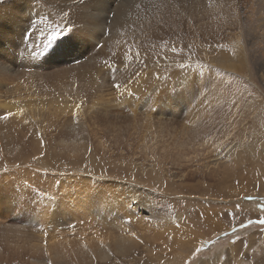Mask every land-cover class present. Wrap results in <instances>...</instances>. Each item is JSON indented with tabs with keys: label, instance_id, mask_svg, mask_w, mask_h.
<instances>
[{
	"label": "rangeland",
	"instance_id": "rangeland-1",
	"mask_svg": "<svg viewBox=\"0 0 264 264\" xmlns=\"http://www.w3.org/2000/svg\"><path fill=\"white\" fill-rule=\"evenodd\" d=\"M110 1L114 7L115 0ZM26 5L30 14L39 8L31 0ZM150 6L152 10L140 11L137 30L117 39L121 58L102 42H91L71 57L64 52V41L97 40L69 26L55 39L27 40L37 41L24 46L26 52L34 51L33 60L50 62L38 68L16 64L23 57L18 51L19 11L0 12V99L7 105L0 106V264H51L63 250L64 244H55L58 240H67L79 257L92 254V262L108 263L114 254L127 261L128 254L118 251H110L108 257L98 241H124L125 231L137 237L134 250L142 246L140 255L132 256L131 251L129 264H202L208 259L213 264H264V225L258 222L264 220V212L253 215V209L236 207L264 198V0H180L178 9L174 0H161ZM147 36H154L153 41H140ZM190 41L193 48L185 45ZM131 57L132 67L144 68V75L136 81L137 67L135 72L131 67L132 83L121 84L129 68L116 66ZM88 58L92 70L107 78L103 87L81 80ZM184 64H197L198 70L180 73L177 67L185 69ZM15 87L22 94L39 95L18 98ZM126 87L129 90L122 91ZM15 101L30 104L8 105ZM31 102H39V108L40 102L50 103L51 112L40 113ZM191 129L196 138L185 133ZM217 159L220 166L214 165ZM158 166L164 168L162 182L142 176ZM137 167L141 170L136 172ZM205 171L212 172L205 177ZM165 174L173 176V186L167 185ZM87 180L97 194L89 193ZM143 187L161 196L166 204L162 216L167 219L131 206ZM250 189L256 194H248ZM94 196L115 205V198L129 200L121 205L129 213L116 210L128 218L120 221L122 229L121 218L83 211L95 206ZM25 197L28 207L42 206L44 198L51 211L68 202L81 214L65 229L51 231L54 216L45 214L50 222L41 225L33 222L39 214L32 208L17 229L7 228L15 223L9 211L26 210L18 205L5 210L4 203ZM55 199L60 200L56 207ZM192 243L195 250L188 248Z\"/></svg>",
	"mask_w": 264,
	"mask_h": 264
},
{
	"label": "bare ground",
	"instance_id": "bare-ground-1",
	"mask_svg": "<svg viewBox=\"0 0 264 264\" xmlns=\"http://www.w3.org/2000/svg\"><path fill=\"white\" fill-rule=\"evenodd\" d=\"M3 1L4 2L0 3V12L10 13V12H12L14 10H18L19 13L21 14V17L19 18V23L21 25V34H20L19 38H21V41H19L20 43H19L18 51H21V53L23 54V57L21 58L22 60L20 58H19V60H16V64L20 63V61H21V63H23L26 67H37V68L38 67H43L45 64L49 65L50 62L47 60L46 63L41 64L39 61L33 60L34 51L26 52L24 50V46L25 45L34 44L37 41H27V40L29 38H37V37H52L54 32L63 31L65 29H67L69 26H72V28L77 33L82 34V36L88 35L87 38L89 40L90 39L91 40H97V41H64V48H65L64 52L69 54L71 57H77L78 54L84 48V46L89 45V43H91V42H94V43L102 42V43H104V47H106V45L110 46V49L112 50V54L114 56H117V57L121 58L120 56H121L122 53L119 50V46L121 45V43L117 42V41H121V40H117V39H121V37L124 35L125 31L129 32V31L137 30L138 23L142 19L140 14H139L140 11H142L144 9L152 10L153 8L150 6L151 4H153V3L154 4H158V3L161 2V0H115V6L113 7V5H111V1L110 0H72V1L64 0V4L56 3L54 0H31L33 3L38 4L39 8H33L31 10V14H30L27 11V5H26L27 0H3ZM179 3H180V0H174V5H175L176 9H178ZM140 5H142V6H140ZM173 14H175V13H173ZM195 16L196 15H194L193 17H195ZM152 17L153 16H150V19ZM150 21L154 22V20H150ZM6 22L8 23L7 20H6ZM203 26H205V24ZM205 31H206V29H205ZM206 33H208V31ZM153 37L147 36V37L143 38L140 41L145 42L146 40H149V39H151ZM102 39L104 41H99V40H102ZM204 39H206V38H204ZM123 41H125V40H123ZM150 41H153V40L151 39ZM80 43H83V45H80ZM238 44H239V48H242V46H243L242 43H238ZM136 45H137L138 48L140 47V43L138 41H137ZM185 45L193 48L195 46V43L193 41H190L189 45L186 44V43H185ZM32 48H33V46H32ZM193 51H194V49H193ZM178 56L180 57L179 54H178ZM183 56H185V55H183ZM30 58H32V62L29 63V61H31ZM126 60H128V59H126ZM205 60H206V58H205ZM121 61L123 62V66L124 67L121 66V65H118L116 67L121 68V69L129 68L128 70L124 71L123 74L121 75V81H120L121 84H130V83H132V80H131V78L133 77V69L132 68H134V72H135V69L137 67V70H136V73H135L136 81L139 80L138 76L140 74L144 75V72H143L144 68H140L137 64L134 67H132L135 64V61H134V59H132V57H131V61H125L124 58H122ZM192 66H194V65H192V64H184L185 69L184 68L181 69L180 66L177 67V69L179 70L180 73H184L186 71L194 70V69L198 70V69H196V67H198L197 64H196L195 68L192 67ZM199 67H201V66H199ZM32 70H34V69H32ZM81 74H82L81 80H83L85 84H90V85L93 84V85H98L100 87H103L105 85L104 83H106V81H107L106 77H102V76H100L98 74L97 71L94 72L92 70V68H91V59L90 58H88L87 61L85 62V64L83 65ZM122 89H123L122 91H128L129 90V88H127V87L126 88H122ZM161 89H162V87L158 86L157 90H161ZM20 92H21V90L19 88L15 87V94L14 95L16 97H18V98L29 97V96L34 97V96H38L39 95L38 93L22 94ZM2 93H0V98L2 97ZM40 103H42V106H41L42 108H39V105H40L39 102L32 103V106L35 109H37L38 111H40V113H41L42 110H45V109L47 111L51 112V108H50V105H49L50 103H48V104H46L44 102H40ZM25 104H30V102H24L22 104H19L18 102L15 101V102H12L11 104H8V105H15V106L16 105H24L25 106ZM0 106H7V105L5 103H3V101L0 99ZM26 116H27V113L24 112L23 117L27 121L28 118H26ZM192 131H193V129H191V132H190V130H186V132H185V133L189 134L191 139L196 138V134H194L193 138L191 137L190 133H192V134L194 133ZM33 147H35V144L33 145ZM237 147H243V146H241V144H239ZM4 148H5V146H4ZM185 150H187V148ZM222 151H224V150H222ZM208 152L209 151L206 150V154ZM216 152H218V151H216ZM220 153H219V155H220ZM228 153H229V150L227 152H225V155H223V158L225 156H227ZM231 153H232V151H230L229 155H231ZM218 160L219 159H217L215 161V163H214L215 166H220V163H221L220 161L221 160L220 161H218ZM1 163L2 162L0 161V165H2ZM121 168L126 170V171H127V169L128 170H134L135 169V167L127 168V169L125 167L124 168L121 167ZM207 168H208V165H207ZM162 169H164L162 166H158L155 169H153V171H150L147 174V177L144 176V175H142V176L145 179H148V180L151 179L150 182H157V181L162 182L163 180L161 178L164 177V175H163L164 172H162ZM228 169L229 168L226 167V170H228ZM140 170H141L140 167L136 168V172L140 171ZM62 171H64V170H62ZM142 171H144V170H142ZM211 172H209V173L206 172L205 173V177L209 176L208 174H210ZM89 174H90L89 177H93L94 179H96V175L95 174H93V173L92 174L89 173ZM166 175L167 174H165V176ZM248 175L249 174H247V176ZM130 176H134L135 177V174L131 173ZM167 176H168V178H165L167 185H169V183H170V185L173 186L174 185L173 176L171 174L167 175ZM257 177L261 181H263L262 180L263 176L261 174L258 173ZM86 183H87V186L89 188V193H96V192H94V190H91V185H90L91 183L89 184L88 180H87ZM251 184H252L251 182L248 183L247 187H250ZM143 192L144 193H142V194L141 193L134 194V198H133L134 202H133V204L131 206H133L138 211H143L145 213L147 212L148 214L152 215V217H154V218L167 219V218H163L164 216H162L163 213H164L163 211H164V208H165L166 204L164 203L163 200H161L159 198L161 196L160 195H156V194H151L150 190L149 189H145L144 187H143ZM248 192H250L248 194H254V195L256 194V193L252 192L251 189ZM261 192H263V191H260L258 193L261 194ZM35 198L36 197H34L33 200ZM92 198H94L97 201L95 206L91 207L90 209H85L83 211H85L88 215L94 214L93 212H98V213L108 214V215H110L112 217H115V218H121L119 220V222H118L119 223L118 225H119V228L122 229L123 225L121 224L120 221H127L128 218L125 215H121L120 213L118 214L116 210H118V212H122V213H129L130 212L129 208L121 206L122 203H126L129 200H124V202H122V201L120 202L118 199H116L114 197L115 200H117V202H116L117 205H115L114 202H104V200L103 201L99 200L95 196L92 197ZM29 199L30 198H28V200ZM33 200H31V201H33ZM58 200L59 199H55V200L52 201V204H54L55 207L59 204L60 200L59 201ZM9 201L11 202V204H7V202H9ZM42 201L44 202V204L42 206H39V207L37 205H36L37 207L31 205L32 203L30 204L31 206H29V207L26 206L27 203H28L27 202V197H25L23 199H20V200H13V199L11 200L10 199V200L6 201L4 203L5 210L8 207H13L15 205H18L21 209L26 210V211H17L16 213H13V212L9 211L10 214H14L13 220L15 221V223L11 224L7 228H9V229H17V225L19 223H21V220H22L23 217H25L26 215L30 214L28 211L30 209H32V208H35L34 212L39 214V215H36V217L33 219V222L39 223L41 225H46V224H48L50 222V221H48V219L45 218V214L50 213V216H52V215L54 216V217H51V219L53 220V221L51 220V226H50L51 231H56L58 229V227H62V229H65V227L67 225H69L70 221H72V220L74 221V220L78 219L77 217L81 214V211L73 212L71 207L69 206L68 202L60 203L59 204V206H60L59 211L54 212V211H51L50 206L45 202L44 198H43ZM262 206H264V198L261 199L258 196L257 198H252L250 203L241 202V203H238L236 207H240V208L244 209V211L246 209H253V211H249V213H252L254 215L255 212H259V213H260V211L264 212V211H262V210H264V208H262ZM229 210H230V208H229ZM198 215H202V214L198 213ZM207 217L208 216H206V218ZM174 219H177V216H175ZM207 219H209V218H207ZM99 225L101 226V222L99 223ZM11 227H14V228H11ZM9 229H7V230H9ZM211 229H212V232L210 234H211V237H213L214 236L213 234H215V232H214L213 228H211ZM199 230H200V228H199ZM23 232H24V230H23ZM123 233H124V236H122V237L124 238V241L121 240V239H119V240H121V242L124 243V244H122L119 240H112V238H110V242L107 241V240H106V242H104V241H100L98 239L99 244L101 245L100 248H104V249H102V251L105 252L108 257H109V252L110 251H112V252L113 251H118L121 254H128L126 257L130 258V255L132 254L131 251H133L135 246H137V242H134V238H137V237L136 236H133V237L132 236H128V233L126 231L123 232ZM80 234H83V232L81 230H80ZM151 236L145 235L146 239L147 238L150 239ZM205 237H206V235H205ZM52 239H53V237H52ZM52 239H51V241H52ZM19 242H20V240H19ZM68 243L69 242L67 240H58V241L55 242L56 245L64 244L63 247H62L63 250L61 252L63 254H61V253H60V255H59V253H57L58 255L55 254L56 256L52 258V260H51L52 263L51 264H69V263H71L72 260L75 261L76 264H93V263H95V264H104V262H106V264H129L130 261H131L128 258L126 259L127 261H125L124 258L120 257L119 255L114 254L112 260H110L111 258H109L110 261L108 263H107V261L92 262V259H91L92 254H89L90 257H88V256L87 257L86 256L85 257H79L76 254L75 250L70 249L68 247L69 246ZM125 243H128V244H125ZM196 243H192L191 245L188 246V248L193 246L194 250H195V247L197 246V245H195ZM52 247H53V245H52ZM141 247L142 246L140 245L137 249H135L134 253L132 254V256L140 255V250L139 249ZM230 247L232 248L231 251L233 252L235 250V249H233L234 247L232 245ZM52 250H53V248H52ZM143 251H145V249L142 250V252ZM67 257H69V260H67ZM20 258H23V257H20ZM20 258H19V260H20ZM136 259H137L136 257H132V260H136ZM95 261H97V260H95ZM138 261H141V260H138ZM153 261H154V259H153ZM205 261H209L210 264H213L214 260L208 259V260H204L203 262H205ZM220 261L221 260L219 259V261H217V263L220 262ZM203 262H202V264H203ZM25 263H26V261H25Z\"/></svg>",
	"mask_w": 264,
	"mask_h": 264
},
{
	"label": "snow or ice",
	"instance_id": "snow-or-ice-1",
	"mask_svg": "<svg viewBox=\"0 0 264 264\" xmlns=\"http://www.w3.org/2000/svg\"><path fill=\"white\" fill-rule=\"evenodd\" d=\"M70 31H71V29H70ZM59 35H60L59 32H54L53 35H52V39H55V38H56L57 36H59ZM117 87H119V86L117 85ZM262 208H264V206H262ZM258 222H259L261 225H264V220H259ZM249 223H252V221H249ZM196 251L199 252L200 249H196Z\"/></svg>",
	"mask_w": 264,
	"mask_h": 264
}]
</instances>
